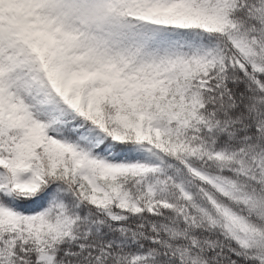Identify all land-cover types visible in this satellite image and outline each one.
<instances>
[{
    "label": "snow or ice",
    "instance_id": "obj_1",
    "mask_svg": "<svg viewBox=\"0 0 264 264\" xmlns=\"http://www.w3.org/2000/svg\"><path fill=\"white\" fill-rule=\"evenodd\" d=\"M0 264H264V0H0Z\"/></svg>",
    "mask_w": 264,
    "mask_h": 264
}]
</instances>
